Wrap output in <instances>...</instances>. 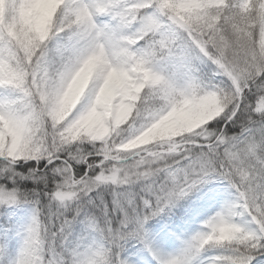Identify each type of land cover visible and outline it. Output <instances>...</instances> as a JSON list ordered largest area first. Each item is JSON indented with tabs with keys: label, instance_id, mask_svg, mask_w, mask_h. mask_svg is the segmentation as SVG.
Listing matches in <instances>:
<instances>
[{
	"label": "snow or ice",
	"instance_id": "1",
	"mask_svg": "<svg viewBox=\"0 0 264 264\" xmlns=\"http://www.w3.org/2000/svg\"><path fill=\"white\" fill-rule=\"evenodd\" d=\"M0 264H264V0H0Z\"/></svg>",
	"mask_w": 264,
	"mask_h": 264
}]
</instances>
